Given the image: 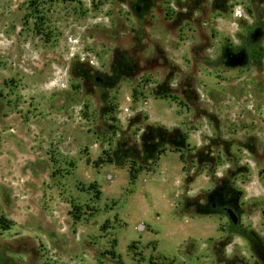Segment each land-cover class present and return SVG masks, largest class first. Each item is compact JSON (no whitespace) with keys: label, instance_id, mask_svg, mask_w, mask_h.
<instances>
[{"label":"rangeland","instance_id":"1","mask_svg":"<svg viewBox=\"0 0 264 264\" xmlns=\"http://www.w3.org/2000/svg\"><path fill=\"white\" fill-rule=\"evenodd\" d=\"M0 264H264V0H0Z\"/></svg>","mask_w":264,"mask_h":264},{"label":"flooded vegetation","instance_id":"2","mask_svg":"<svg viewBox=\"0 0 264 264\" xmlns=\"http://www.w3.org/2000/svg\"><path fill=\"white\" fill-rule=\"evenodd\" d=\"M228 63H232V62H228ZM226 213H228V215L232 218V217H234L235 219H236V216H235V214H234V212L231 210V209H225L224 210Z\"/></svg>","mask_w":264,"mask_h":264},{"label":"water","instance_id":"3","mask_svg":"<svg viewBox=\"0 0 264 264\" xmlns=\"http://www.w3.org/2000/svg\"><path fill=\"white\" fill-rule=\"evenodd\" d=\"M257 35H258V32L255 33V36H257ZM232 220H233V222H236V219L234 217H232Z\"/></svg>","mask_w":264,"mask_h":264},{"label":"trees","instance_id":"4","mask_svg":"<svg viewBox=\"0 0 264 264\" xmlns=\"http://www.w3.org/2000/svg\"><path fill=\"white\" fill-rule=\"evenodd\" d=\"M131 177H133V179H135L134 175H131Z\"/></svg>","mask_w":264,"mask_h":264}]
</instances>
